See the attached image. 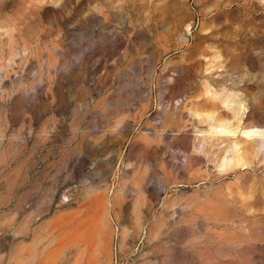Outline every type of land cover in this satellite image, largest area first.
I'll use <instances>...</instances> for the list:
<instances>
[{
    "label": "rangeland",
    "instance_id": "obj_1",
    "mask_svg": "<svg viewBox=\"0 0 264 264\" xmlns=\"http://www.w3.org/2000/svg\"><path fill=\"white\" fill-rule=\"evenodd\" d=\"M0 264H264V0H0Z\"/></svg>",
    "mask_w": 264,
    "mask_h": 264
},
{
    "label": "bare ground",
    "instance_id": "obj_2",
    "mask_svg": "<svg viewBox=\"0 0 264 264\" xmlns=\"http://www.w3.org/2000/svg\"><path fill=\"white\" fill-rule=\"evenodd\" d=\"M224 129H221V131H223Z\"/></svg>",
    "mask_w": 264,
    "mask_h": 264
}]
</instances>
